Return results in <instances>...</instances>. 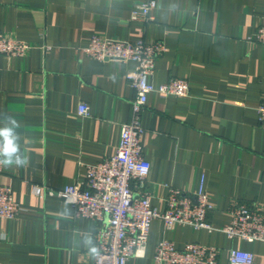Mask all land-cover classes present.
<instances>
[{
	"label": "crops",
	"instance_id": "0c3cea01",
	"mask_svg": "<svg viewBox=\"0 0 264 264\" xmlns=\"http://www.w3.org/2000/svg\"><path fill=\"white\" fill-rule=\"evenodd\" d=\"M145 0H0V31L25 41L23 56L0 55V128L14 127L26 166L3 164L0 183L12 187L22 208L0 218V264H92L97 223L77 218L56 198L38 197L33 186L53 190L77 182L84 165L111 156L119 127L131 119L134 89L126 74L133 62H100L81 51L93 35L131 42L162 41L148 82H189L185 98L148 95L141 116L143 156L150 164L151 204L165 209L170 187L194 193L203 180L215 208L213 231L176 224L150 225L143 257L126 264H156V241L177 248L209 244L254 254L264 264V242L228 240L219 231L234 203L264 209V45L252 39L264 26V0H157L153 20L132 21ZM80 103L89 115L78 114ZM5 157H3V160ZM15 160V157H13Z\"/></svg>",
	"mask_w": 264,
	"mask_h": 264
},
{
	"label": "built area",
	"instance_id": "2783aa9c",
	"mask_svg": "<svg viewBox=\"0 0 264 264\" xmlns=\"http://www.w3.org/2000/svg\"><path fill=\"white\" fill-rule=\"evenodd\" d=\"M156 5L157 0H145L133 9L130 19L145 23L152 21ZM252 39L264 45V26L253 33ZM30 48L25 41L8 37L0 31V55L19 57ZM165 50L162 41L131 42L100 35L88 39L87 45L81 49L87 56L100 62L134 63V68L126 74V80L135 91L130 103L131 119L120 124L115 152L100 162L84 165V172L75 184L59 190L33 186L34 195L56 198L70 206L75 217L97 223L92 264H126L130 258L143 257L150 225L156 219L162 221L164 231L176 224L209 232L215 230L208 221V214L215 205L208 198L203 180L191 194L170 187L163 211L152 206V196L146 187L151 167L143 156L141 116L148 95L157 93L162 97L179 98L190 95V85L185 79L171 78L159 84L148 82L155 70L156 58ZM77 112L86 117L89 106L80 103ZM257 113L259 123L264 124V99L257 107ZM2 168L0 163V175ZM21 211V206L13 199L11 185L0 183V218L12 220ZM229 213L231 221L219 229L228 240L264 242V209L259 204L234 203ZM222 250L200 243H185L182 248H177L173 241L161 236L156 241L153 260L156 264H224L219 261ZM226 252L225 264H252L254 261V254L241 248L231 247Z\"/></svg>",
	"mask_w": 264,
	"mask_h": 264
},
{
	"label": "clouds",
	"instance_id": "9594fccd",
	"mask_svg": "<svg viewBox=\"0 0 264 264\" xmlns=\"http://www.w3.org/2000/svg\"><path fill=\"white\" fill-rule=\"evenodd\" d=\"M8 119L11 120L13 126L0 128V156L5 157V159L0 161V163L11 165L15 162L18 166H26L27 157L22 159L19 155H17L19 152V145L16 141L19 137L14 133V127H19V125L16 124L11 117ZM13 157H15V160H13ZM91 251L95 253L96 249L93 248Z\"/></svg>",
	"mask_w": 264,
	"mask_h": 264
}]
</instances>
